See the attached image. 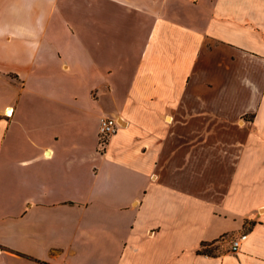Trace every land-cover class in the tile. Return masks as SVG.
I'll return each instance as SVG.
<instances>
[{"label":"crops","instance_id":"0c3cea01","mask_svg":"<svg viewBox=\"0 0 264 264\" xmlns=\"http://www.w3.org/2000/svg\"><path fill=\"white\" fill-rule=\"evenodd\" d=\"M0 264H264V0H0Z\"/></svg>","mask_w":264,"mask_h":264},{"label":"built area","instance_id":"2783aa9c","mask_svg":"<svg viewBox=\"0 0 264 264\" xmlns=\"http://www.w3.org/2000/svg\"><path fill=\"white\" fill-rule=\"evenodd\" d=\"M8 113V112H7ZM120 121L115 116L101 115L98 119L97 126V139L99 147H102L105 143L107 136L115 132ZM245 233L241 232L233 236L228 242V250L234 252L242 239L245 237Z\"/></svg>","mask_w":264,"mask_h":264},{"label":"trees","instance_id":"16d2710c","mask_svg":"<svg viewBox=\"0 0 264 264\" xmlns=\"http://www.w3.org/2000/svg\"><path fill=\"white\" fill-rule=\"evenodd\" d=\"M204 244L205 243H201V245H204ZM199 250L202 251V252H204V251L208 252L209 251L208 249H205V248H202V247Z\"/></svg>","mask_w":264,"mask_h":264},{"label":"rangeland","instance_id":"374dc122","mask_svg":"<svg viewBox=\"0 0 264 264\" xmlns=\"http://www.w3.org/2000/svg\"><path fill=\"white\" fill-rule=\"evenodd\" d=\"M226 245H227V243H226Z\"/></svg>","mask_w":264,"mask_h":264}]
</instances>
